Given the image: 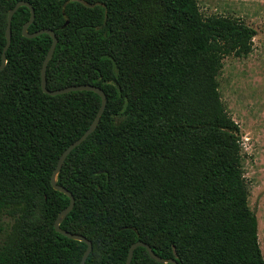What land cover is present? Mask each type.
Segmentation results:
<instances>
[{
	"label": "trees",
	"instance_id": "obj_1",
	"mask_svg": "<svg viewBox=\"0 0 264 264\" xmlns=\"http://www.w3.org/2000/svg\"><path fill=\"white\" fill-rule=\"evenodd\" d=\"M18 1L0 0V64ZM26 1L29 31L51 28L59 39L48 88L88 83L108 97L58 177L75 197L62 228L93 243L86 264H125L137 241L179 264H264L241 127L219 82L224 59L248 56L257 30L205 16L198 0ZM30 17L28 6L15 12L0 71V264H81L87 243L55 229L70 197L51 178L102 98L43 91L53 39L26 37ZM131 264L163 263L139 246Z\"/></svg>",
	"mask_w": 264,
	"mask_h": 264
},
{
	"label": "rangeland",
	"instance_id": "obj_2",
	"mask_svg": "<svg viewBox=\"0 0 264 264\" xmlns=\"http://www.w3.org/2000/svg\"><path fill=\"white\" fill-rule=\"evenodd\" d=\"M205 16L242 19L257 30L253 51L227 56L219 75L222 99L240 124L250 205L259 221L264 254V0H198ZM7 226L10 219L5 218Z\"/></svg>",
	"mask_w": 264,
	"mask_h": 264
},
{
	"label": "water",
	"instance_id": "obj_3",
	"mask_svg": "<svg viewBox=\"0 0 264 264\" xmlns=\"http://www.w3.org/2000/svg\"><path fill=\"white\" fill-rule=\"evenodd\" d=\"M21 6H28L31 9V17L23 26V34L28 38H34V37L39 36L43 33H47V34H50L52 39H53L52 45L48 51V54L44 60L43 67H42V89H43V91L49 95L55 96V95H59V94L68 93L71 91L88 90V91H94V92L98 93L102 98V102H101V106L99 108V111H98L95 119L91 123L90 127L84 132V134H82L77 140L72 142L64 150V152L61 154V156L58 160L57 166L54 169L53 174H52V178H51L53 187L56 190H59L65 194H67L70 197V204L59 213V215L55 221V224H54L55 229L57 232H60L61 234L67 236L68 238L84 241L87 243L88 246H87L86 251L84 252L82 262H81V264H86L87 258L93 249V243L90 239H88L86 236H84L82 234L73 233V232H70V231L62 228V226H61L62 222L64 221V219L68 216V214L74 208L75 197H74L73 193L68 188H66L65 186L58 183V177H59V173L62 170L64 162L66 161L69 154L77 146L81 145L97 129V127L100 123L101 117H102V115L106 109L108 97H107L105 91L101 87L94 85V84H88V83H86V84H73V85L63 87V88H58V89H49L48 88V86H47V68H48V64H49L50 60L52 59V57L55 53V49H56V46L58 44L59 39H58V36L56 35V32L51 28H42L36 32H30L29 31V26L35 20V9H34L33 5L29 1H26V0L18 1L16 3V5L9 10L8 24H7V28H6V40L7 41H6V44H5L3 52H2V62L0 64V71L2 69H4L6 64H7V50L9 49V47L12 43V20H13V16H14L15 12ZM139 246H143V247L147 248L150 257L152 259L160 262V263H163V264H168V263L179 264L178 261L174 258H164L162 256H159L158 254L155 253V251L152 249L150 244H148L144 241L134 242L130 246L129 254H128V257H127L125 264H131L135 249Z\"/></svg>",
	"mask_w": 264,
	"mask_h": 264
}]
</instances>
